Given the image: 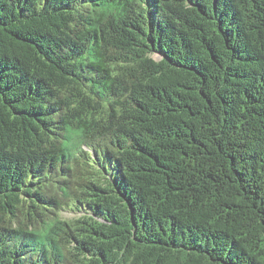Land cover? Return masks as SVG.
<instances>
[{
    "label": "trees",
    "instance_id": "trees-1",
    "mask_svg": "<svg viewBox=\"0 0 264 264\" xmlns=\"http://www.w3.org/2000/svg\"><path fill=\"white\" fill-rule=\"evenodd\" d=\"M0 264H264V0H0Z\"/></svg>",
    "mask_w": 264,
    "mask_h": 264
},
{
    "label": "rangeland",
    "instance_id": "rangeland-1",
    "mask_svg": "<svg viewBox=\"0 0 264 264\" xmlns=\"http://www.w3.org/2000/svg\"><path fill=\"white\" fill-rule=\"evenodd\" d=\"M153 57L157 59L160 56L158 54H153ZM62 214L64 218H72V216H75V213L72 211H63Z\"/></svg>",
    "mask_w": 264,
    "mask_h": 264
}]
</instances>
